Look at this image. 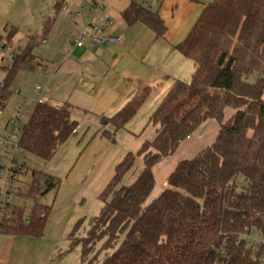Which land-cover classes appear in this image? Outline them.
<instances>
[{
    "label": "trees",
    "instance_id": "16d2710c",
    "mask_svg": "<svg viewBox=\"0 0 264 264\" xmlns=\"http://www.w3.org/2000/svg\"><path fill=\"white\" fill-rule=\"evenodd\" d=\"M66 1L60 0V10ZM128 5L121 13L128 27L142 24L157 40L165 37L167 28L157 11L143 0H128ZM17 32L12 29L8 38ZM189 33L175 49L195 63L192 80L174 82L156 108L150 119L159 126L154 141L143 143L136 155L127 154L115 166L99 195L103 206L98 218L88 236L77 240L84 264L97 260L87 257L101 240L104 251L115 249L102 264H262V251L236 241L251 228L264 229V0L213 1ZM36 37L29 36L24 49L0 37V45L11 49L0 111L13 94L11 83L18 71L44 68L31 53ZM28 47L29 53L24 51ZM146 95L111 119L117 130L136 116ZM71 108L68 103L35 106L20 143L30 157L48 164L76 133ZM209 120L220 125L215 142L195 158L179 162L167 179L168 188L150 201L156 166ZM141 158L143 169L125 186ZM32 174L29 190L21 193L30 203L15 207L3 235H43L52 209L40 201L61 180L44 171ZM239 178L247 183L243 190L235 182Z\"/></svg>",
    "mask_w": 264,
    "mask_h": 264
},
{
    "label": "rangeland",
    "instance_id": "374dc122",
    "mask_svg": "<svg viewBox=\"0 0 264 264\" xmlns=\"http://www.w3.org/2000/svg\"><path fill=\"white\" fill-rule=\"evenodd\" d=\"M66 6L73 11L72 20L60 10V0H0V37L4 42L8 41L12 29L18 31L9 39L15 49H24L32 35L47 41L38 46L40 39L36 37L33 42L35 48L31 53L44 68L18 71L11 83L13 94L2 111L1 124L13 116L26 99L33 103L23 108L26 120H29L39 99L35 89L40 87L47 90L46 104L62 107L68 103L72 106V119L80 130L79 135L69 138L66 145L77 150L73 174L40 201L52 208L43 235L0 234V264H84L83 248L77 240L88 236L102 210L103 203L97 194L111 180L117 163L127 154L136 155L143 143L154 141L159 126L150 123V119L174 82L192 80L191 74L178 75L186 66H172V54L165 55L164 41H157L155 34L143 25L132 29L121 20V13L129 6L128 0H67ZM96 8L103 11L97 15ZM106 14L113 25L105 36L123 35L126 41L107 43L98 48L97 54H93L95 49L92 53L86 50V55L82 56L73 47L79 30H86L92 23L99 24ZM29 50L28 47L24 51L29 53ZM8 66L10 58L2 56L0 87L7 77L5 68ZM162 67L167 71L163 72ZM165 74L178 75L179 80ZM18 90L21 97L15 94ZM142 94L147 97L139 112L125 128L117 130L111 119ZM232 112L231 109L227 111L226 117L229 118ZM219 129L216 121L204 122L175 155L156 166L157 188L150 201L168 188L166 182L172 174L168 173L181 162L179 157L183 160L195 158L215 142ZM0 133H4L1 127ZM61 148L48 164L28 157L37 171L45 172ZM137 161L135 168L139 174L143 164L142 159ZM135 179H127L124 185ZM104 243L105 240L99 241L96 250L88 255L89 260L97 258L93 264H102L106 256L114 253L115 249L104 251Z\"/></svg>",
    "mask_w": 264,
    "mask_h": 264
},
{
    "label": "built area",
    "instance_id": "2783aa9c",
    "mask_svg": "<svg viewBox=\"0 0 264 264\" xmlns=\"http://www.w3.org/2000/svg\"><path fill=\"white\" fill-rule=\"evenodd\" d=\"M163 0H143L146 7L151 10L155 6L159 5ZM65 16L70 20L74 18L73 11L66 5L63 6ZM103 10L95 9V13L98 15ZM79 14H77L78 16ZM100 23H92L86 30H82L77 34V40L74 42L73 47L75 49H93L103 47L107 43L122 44L124 38L105 36L107 31L112 28L113 22L108 14L104 15L100 19ZM47 41L42 39L41 44L45 45ZM11 49L8 47L6 50L3 45H0V58L2 56H8L10 58ZM249 79H246L248 81ZM249 82V81H248ZM2 88V85L1 87ZM46 89L37 87L35 94L39 98L37 104L44 102V95ZM18 95L19 91H15ZM33 103L26 99L23 106H19L14 115L9 117L4 124H1V118L3 112L0 111V127L4 133H0V234L7 219L12 215L15 207L28 205L30 201L21 193L26 194L32 184L33 172L36 171L35 164L28 157V153L22 147L21 139L23 136L24 126L27 124L26 114L23 110L25 107H30ZM238 188L242 189L247 183L240 180L236 181ZM243 190V189H242ZM264 223V222H263ZM264 226V224H263ZM237 244H246L248 247L254 248L258 251H262L261 263L264 264V229L251 228L246 233H242Z\"/></svg>",
    "mask_w": 264,
    "mask_h": 264
},
{
    "label": "crops",
    "instance_id": "0c3cea01",
    "mask_svg": "<svg viewBox=\"0 0 264 264\" xmlns=\"http://www.w3.org/2000/svg\"><path fill=\"white\" fill-rule=\"evenodd\" d=\"M213 1H216V0H163L161 3H159V5H157L153 8L154 11L156 8L157 13L159 14L160 18L163 19V21L165 22L166 28H167L165 37L163 39H158L157 41H164V43L166 44V48H163V49L165 50V55H167L168 53L172 54V63L171 64L174 68L179 67V66H183V65L186 66L185 70H183L182 73L178 74V75H180V77L187 75V74H189V75L191 74V77H192L193 74L195 73L196 68H195V63H193L190 59H187L186 57L182 56V54L175 48L178 45H180L181 43H183V41L190 34L189 32L196 25L197 21L199 20L200 15L204 11L205 7L209 4H211ZM138 25H142V24H137V25L130 27V28L136 29V27ZM122 36H120V37H122ZM41 38L43 39L44 37H41ZM123 38H124L123 42H125L126 39L124 36H123ZM42 39H40L39 41H42ZM93 49H95V53H93V54H97L99 49L98 48H93ZM160 49H161V46H160ZM86 50L88 52L92 53V51H91L92 49H88V48L87 49H85V48L84 49H79V48L76 49V51H78V53L81 54L82 56L86 55V53H87ZM162 70H163V72L167 71L163 67H162ZM178 75L165 74V76H167V77L171 76L176 80H179ZM18 91H19V94L17 96L21 97V91L20 90H18ZM46 95H47V90H46V93L44 95V98L46 97ZM79 131L80 130L76 131V133L74 134V137L79 135ZM80 133H82V131ZM191 137H192V135L189 138H187V140H191ZM70 141H71V139H70ZM68 143H69V141L61 148L60 153L55 157V160L51 162V164L48 167V170H46L44 172L50 176L52 175L53 177L60 179L61 183H62V181H64V179L66 181V179L69 178V176H71V174H73L72 171L77 166L76 164L73 165L75 157L77 155V150L73 149L70 146H66V145H68ZM180 147L178 148V150L180 149ZM179 159H180V161H184L183 160L184 158H182V157H179ZM119 163H117V164H119ZM142 164H143V160H142ZM175 167L171 168L170 169L171 171H169L168 174H171L172 171L175 170L174 169ZM141 168H143V165ZM113 169H115V167H113ZM114 173H115V171H114ZM136 174H138V173L129 174L127 176V178L125 179V181L127 179H130V181L133 178L135 179ZM113 176H114V174H113ZM106 186H104L102 191H100L99 194H97V198H99V195L101 194V192H103L105 190ZM156 188H157V184H156ZM161 193H159V195ZM159 195H157V196H159ZM157 196L155 197V199L157 198Z\"/></svg>",
    "mask_w": 264,
    "mask_h": 264
}]
</instances>
